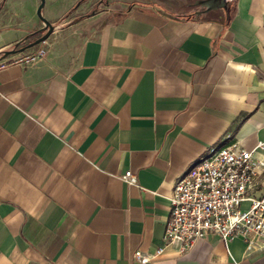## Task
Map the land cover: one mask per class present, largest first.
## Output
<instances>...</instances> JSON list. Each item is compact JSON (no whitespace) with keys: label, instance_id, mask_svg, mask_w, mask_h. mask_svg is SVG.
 Here are the masks:
<instances>
[{"label":"crops","instance_id":"1","mask_svg":"<svg viewBox=\"0 0 264 264\" xmlns=\"http://www.w3.org/2000/svg\"><path fill=\"white\" fill-rule=\"evenodd\" d=\"M78 1L45 0L59 28L44 59L26 60L36 46L3 64L43 24L40 0H0V264H140L209 149L238 143L264 162V0L205 17L114 0L65 23ZM146 264H264V245L208 234Z\"/></svg>","mask_w":264,"mask_h":264},{"label":"built area","instance_id":"2","mask_svg":"<svg viewBox=\"0 0 264 264\" xmlns=\"http://www.w3.org/2000/svg\"><path fill=\"white\" fill-rule=\"evenodd\" d=\"M48 52L45 41L26 60L44 59ZM260 175L264 162L238 143L209 149L174 185L163 246L153 255L136 251L134 259L146 264L167 248L186 254L208 234L224 242L241 237L250 246L264 245V194H255ZM122 179L137 184L131 171Z\"/></svg>","mask_w":264,"mask_h":264},{"label":"water","instance_id":"3","mask_svg":"<svg viewBox=\"0 0 264 264\" xmlns=\"http://www.w3.org/2000/svg\"><path fill=\"white\" fill-rule=\"evenodd\" d=\"M232 0H206L203 2V4L207 7V10L205 12L209 11H215L219 9H223L224 11H228V5ZM80 2L77 7L81 4ZM45 6V0H40V5L37 9V17L42 22L43 27L39 29L36 34H42L40 38L36 39L34 42L24 46L19 47L21 44H17L13 49L5 51L2 55V59H7L9 57H12L14 55H17L19 53H23L29 49H32L36 46H39L41 43L47 41L49 37L59 28V25H53L50 21H48L43 16V9ZM27 40V39H26Z\"/></svg>","mask_w":264,"mask_h":264},{"label":"flooded vegetation","instance_id":"4","mask_svg":"<svg viewBox=\"0 0 264 264\" xmlns=\"http://www.w3.org/2000/svg\"><path fill=\"white\" fill-rule=\"evenodd\" d=\"M206 0H195L194 2H190V3H183L180 6V12L179 14L183 15V16H193V17H205V16H209L215 12H219V11H224L223 9H219V10H215V11H209V12H205L207 10V7L203 4V2ZM85 3L82 2L80 4V6ZM105 3L106 6L109 4L108 0H99L98 1V5L100 6L101 4ZM100 4V5H99ZM79 6V7H80ZM96 6V5H95ZM78 7V8H79ZM78 8H74L71 13L73 14L75 11L78 10ZM228 10H230V4L228 5ZM98 11V10H97ZM97 11H93V13H97ZM42 34H34L32 37V40L30 41V43L34 42L36 39L40 38ZM29 43V44H30Z\"/></svg>","mask_w":264,"mask_h":264},{"label":"rangeland","instance_id":"5","mask_svg":"<svg viewBox=\"0 0 264 264\" xmlns=\"http://www.w3.org/2000/svg\"><path fill=\"white\" fill-rule=\"evenodd\" d=\"M98 1L99 0H79L77 3H79V2H85V3H83L81 6H80V8H79V12L77 13V14H73V15H71L67 20H66V22L65 23H67V24H69V23H73V22H75L76 20H77V18L78 17H80V16H82V15H87V14H91V13H93V11H97V12H100V11H103V10H105L104 9V7L106 6V4L105 3H103V4H99L100 6H97L98 4ZM111 1H114V0H108V2H111ZM158 1H162V2H164V1H166V0H158ZM181 2H183V3H190V2H194L195 0H180ZM77 3H76V5H77ZM40 5V4H39ZM76 5H74V7L76 6ZM96 5V6H95ZM39 7V6H38ZM44 9H45V7H44ZM44 9H43V11H44ZM36 13H37V11H36ZM44 16V15H43ZM45 18V17H44ZM22 57H24V56H18V57H16V58H13L12 57V59H10V60H6V61H2L3 62V64H8V63H10V62H14L15 60H18V59H21Z\"/></svg>","mask_w":264,"mask_h":264},{"label":"trees","instance_id":"6","mask_svg":"<svg viewBox=\"0 0 264 264\" xmlns=\"http://www.w3.org/2000/svg\"><path fill=\"white\" fill-rule=\"evenodd\" d=\"M24 42H22L21 44H23ZM21 44L19 45V47L21 46Z\"/></svg>","mask_w":264,"mask_h":264}]
</instances>
